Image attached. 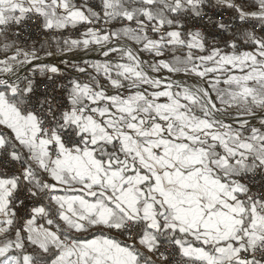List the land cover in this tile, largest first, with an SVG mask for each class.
<instances>
[{"label": "snow or ice", "instance_id": "1", "mask_svg": "<svg viewBox=\"0 0 264 264\" xmlns=\"http://www.w3.org/2000/svg\"><path fill=\"white\" fill-rule=\"evenodd\" d=\"M0 264H264V0H0Z\"/></svg>", "mask_w": 264, "mask_h": 264}]
</instances>
